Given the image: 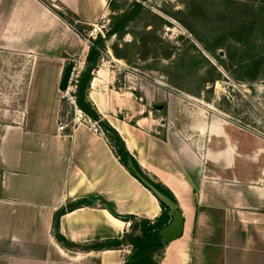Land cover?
Instances as JSON below:
<instances>
[{"label":"crops","instance_id":"crops-1","mask_svg":"<svg viewBox=\"0 0 264 264\" xmlns=\"http://www.w3.org/2000/svg\"><path fill=\"white\" fill-rule=\"evenodd\" d=\"M49 1L83 25L111 8L110 0ZM91 44L43 0H0V55L17 59L3 100L12 106L0 108V264H126L131 220L109 203L152 220L162 212L107 135L86 122L59 129L65 68L78 62L82 71ZM105 55L88 96L184 217L182 235L154 253L158 264H264V143L255 131L171 89L164 121L116 85Z\"/></svg>","mask_w":264,"mask_h":264},{"label":"rangeland","instance_id":"rangeland-1","mask_svg":"<svg viewBox=\"0 0 264 264\" xmlns=\"http://www.w3.org/2000/svg\"><path fill=\"white\" fill-rule=\"evenodd\" d=\"M142 2L145 10L125 32L106 39L103 63L118 70L116 85L133 90L142 106L162 113L164 121L165 93L191 95L210 112L252 128L264 143V0ZM116 3L120 8L111 7L106 15L109 28L113 15L131 7L132 0ZM16 60L0 55V108L12 106L3 100L14 91L9 83ZM62 102L61 115L67 117L69 106Z\"/></svg>","mask_w":264,"mask_h":264},{"label":"trees","instance_id":"trees-1","mask_svg":"<svg viewBox=\"0 0 264 264\" xmlns=\"http://www.w3.org/2000/svg\"><path fill=\"white\" fill-rule=\"evenodd\" d=\"M56 12H58L62 17L66 18L74 27H76L80 32L86 25L78 24L76 22V15L70 11H64L55 8L49 0H43ZM110 6L113 8H120L116 3V0H110ZM143 10L145 6L142 0H132V5L129 8H123L119 13L113 15V21L110 25L109 30L106 32L105 36L99 35L93 43L90 45L89 53L87 55V65L81 71L78 88H77V103L80 108L86 111L94 119H98L106 130V135L114 147L116 153L120 157V160L124 165L139 178L147 187V183L144 178L151 181L157 188H159L164 193L172 197L176 202H178L174 193L162 182L154 180L138 162V160L132 155L128 150L123 137L120 135L119 131L106 119L101 117L97 108L90 100L88 96V89L93 77V69L96 68L100 62L103 51L107 49L106 39L113 34H122L125 32L126 27L129 23L134 20ZM115 51V48H114ZM150 188V187H149ZM155 194V193H154ZM158 197V196H157ZM162 206V212L153 220L146 217H137L136 215H123L115 211L112 204L109 203V208L115 212L118 216L125 220H131V231L126 234L127 238L132 243V252L126 259V264H158L159 259L154 257V253L159 251L162 253L165 245L167 243L163 242L160 229L165 226L172 218L169 210V206L158 197ZM62 209L60 213L63 211ZM56 215L55 225L58 226L59 214ZM58 240L67 246H73L60 231H54Z\"/></svg>","mask_w":264,"mask_h":264},{"label":"built area","instance_id":"built-area-1","mask_svg":"<svg viewBox=\"0 0 264 264\" xmlns=\"http://www.w3.org/2000/svg\"><path fill=\"white\" fill-rule=\"evenodd\" d=\"M107 14H104L98 21L88 23L90 25L87 28L85 37L88 41L92 42L99 36H105L106 31L108 30V21L106 18ZM76 22H78L76 20ZM81 67L78 66L77 63L73 64L72 72L68 81V85L66 88L62 89V98L65 100L66 104H68L69 109L67 111V117L61 115V119L59 122V129L65 130L66 128H74L77 123L86 122L90 125V127L100 134L106 135V130L101 125L98 119H94L91 115H89L86 111L78 106L77 103V88H78V80L80 76Z\"/></svg>","mask_w":264,"mask_h":264},{"label":"water","instance_id":"water-1","mask_svg":"<svg viewBox=\"0 0 264 264\" xmlns=\"http://www.w3.org/2000/svg\"><path fill=\"white\" fill-rule=\"evenodd\" d=\"M73 62L70 61L65 68L63 79L61 82L62 89L66 88L68 81L72 72ZM144 181L150 187V189L155 193L156 196L161 198L168 206L170 213L172 215L171 220L160 229V235L163 242L168 243L174 238L182 235L184 230V217L178 202H176L168 194L157 188L151 181L144 178Z\"/></svg>","mask_w":264,"mask_h":264}]
</instances>
